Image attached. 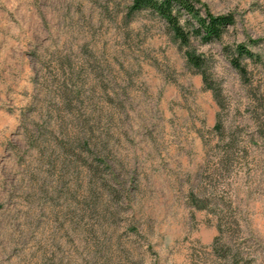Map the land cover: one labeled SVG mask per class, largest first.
I'll return each mask as SVG.
<instances>
[{
	"label": "rangeland",
	"instance_id": "obj_1",
	"mask_svg": "<svg viewBox=\"0 0 264 264\" xmlns=\"http://www.w3.org/2000/svg\"><path fill=\"white\" fill-rule=\"evenodd\" d=\"M200 1L214 90L132 0H0V264H264V0Z\"/></svg>",
	"mask_w": 264,
	"mask_h": 264
},
{
	"label": "trees",
	"instance_id": "obj_2",
	"mask_svg": "<svg viewBox=\"0 0 264 264\" xmlns=\"http://www.w3.org/2000/svg\"><path fill=\"white\" fill-rule=\"evenodd\" d=\"M129 9L130 13L146 10L163 20L169 33L186 48L188 65L201 73L206 86L213 89L206 71L207 59L190 50V44L193 39H199L202 43L221 39L229 26L234 24L233 14H213L200 0H132ZM224 54L229 64L244 79L247 78L244 60H261L244 43L225 46Z\"/></svg>",
	"mask_w": 264,
	"mask_h": 264
}]
</instances>
